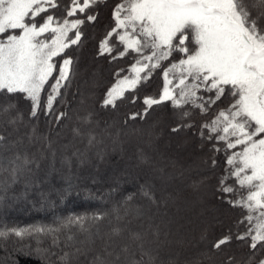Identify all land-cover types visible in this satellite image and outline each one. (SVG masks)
Here are the masks:
<instances>
[{
  "label": "snow or ice",
  "instance_id": "1",
  "mask_svg": "<svg viewBox=\"0 0 264 264\" xmlns=\"http://www.w3.org/2000/svg\"><path fill=\"white\" fill-rule=\"evenodd\" d=\"M102 3L104 0H0V97H3L0 99V192L31 173L33 166L39 168L40 161L46 158L45 149L54 161L55 141L48 132H39L31 121L38 120L43 113L51 117L50 132L54 131L53 123L56 127H67L62 121L71 119L68 111L54 107L57 97L64 95L62 82L70 83L75 75L71 69L74 60L65 49L82 42L81 26L98 20L96 9ZM62 53V64H55L53 58ZM105 53L112 61L131 56L133 63L128 69L120 68L113 73L115 82L100 102L102 110H115L125 100L136 104L140 98L135 93L157 71L162 77V87L155 94L145 95L142 111L132 113L129 119H144L154 106L168 102L180 121L171 129L175 133L194 126L186 122L191 121L194 111L207 115L222 97L230 99L227 107L200 125L199 135L223 143V149L213 145L215 152L232 150L226 155V175L219 181L220 191L239 197L228 199V203L245 209L247 214L238 224L246 222L248 227L243 235L222 236L213 247L220 249L233 238L245 242L250 239L253 254L247 264H264V258L255 260L257 252H264V0H119L112 11V25L99 42L98 54ZM54 71L58 72L55 76ZM125 72L131 75H124ZM50 77L54 83L42 102L41 92ZM21 95L30 103L27 119L15 99ZM85 104L82 98V107L75 114L77 123L71 128L72 141L63 145L67 150L73 141L83 144V149L75 148L71 157H63L62 163L69 168L72 157L84 164L89 162L90 153L103 161L107 155L103 147L105 137H112L109 130L112 126L105 123L101 128L97 112L83 107ZM22 127L28 131L20 134ZM13 134L15 139L11 138ZM55 135L59 137L61 132ZM112 143H120L118 133ZM35 145L41 147L30 153L29 149ZM137 160L147 164L149 157L138 149ZM212 164L215 166V158ZM140 194L151 203H158L150 184L141 185ZM133 198L134 194H130L124 204L129 205ZM113 212L117 223L110 230L109 242L127 232V243L116 253L109 252L106 243V255H115L116 261L121 254L134 256V245L140 259H132L130 264H155L156 257L145 245L149 233L154 241L159 240V227L149 223L143 231H133L127 224L121 226L123 217L118 208ZM130 212L132 209L125 207L124 215ZM106 215L97 213L91 219L102 220ZM145 215L140 207L134 211L135 219ZM87 219L76 215L59 221L55 227H0V241L11 236L23 239L43 233L50 235L52 244L58 246L63 229L78 225L81 231H88L84 227ZM73 239L72 235L66 237L67 241ZM76 253L82 250L77 248ZM71 255L66 252L60 260L70 264ZM92 264H107L106 258L97 255Z\"/></svg>",
  "mask_w": 264,
  "mask_h": 264
},
{
  "label": "trees",
  "instance_id": "2",
  "mask_svg": "<svg viewBox=\"0 0 264 264\" xmlns=\"http://www.w3.org/2000/svg\"><path fill=\"white\" fill-rule=\"evenodd\" d=\"M118 2L119 0H104V3L96 9L99 13L98 20L81 26L82 42L65 49L68 56L74 60L71 69L74 70L75 75L71 77L70 83L62 82L65 85L61 88L64 95L57 97L54 107L58 111H68L69 117L74 118L76 111L82 107L77 98L84 97L86 104L83 107L93 108L97 112L96 118L100 120L102 126H105V123L115 122L121 127L133 129L132 138H136L137 135V138L141 136L149 138L152 148L151 157L163 153V155L174 158L181 168L188 169L185 175L187 179L192 174L205 177V181H202V187L199 189V197L203 201L202 204L211 205L210 208H202L194 214L188 215L180 209L186 206L185 202L193 198L194 195L189 196L186 193L185 202H177L174 207L165 206L162 210L164 212L159 213L158 220L143 209L147 215L144 217L148 218V225L151 223L158 226L159 230H163L157 221H166V226L169 223L173 230L171 238H175L176 241L186 239L191 243V249H194L193 251L182 250L175 245L169 250L166 248L162 251L152 250V255L156 257L155 264H247L253 254V250L249 248L250 239L245 242L233 238L231 242L220 249L213 247V244L226 234L231 233L234 237L243 235L248 224L246 222L238 224V222L247 213L245 209L233 207L228 203V199H238V196L234 197L220 191L219 181L226 175V155L230 154L232 150H228V153L223 150L215 152L213 145L223 149V143L202 139L199 135L200 125L210 120L219 109L227 107L230 99L222 97L221 101H218L207 115H201L198 110L194 111L191 121H186L193 123L194 126L182 128L175 132L176 136L171 135L175 134L171 129L180 121L168 102L154 106L144 119H129L132 113L142 111L144 107L142 100L145 95L155 94L162 87L163 81L159 71L153 73L150 82L135 93L140 98L136 104H130L125 100L115 110L100 108V102L105 92L115 80L113 73L120 68L128 69L129 64L133 61L131 56L112 61L109 54H98L99 42L112 25V11ZM63 55L62 53L61 56L54 57L53 62L57 65L62 64ZM90 65H95L99 71L94 82L89 85V77L84 71ZM57 74L58 72L54 71L53 75ZM51 83H54V80L50 77L49 83L41 92L42 102L47 99ZM202 94L212 95V93ZM15 99L27 119L30 103L25 101L22 95ZM61 99L64 100V103L59 102ZM80 114L83 112L81 111ZM50 119L51 117L40 113L39 119H34L31 123L37 126L39 132H48L50 138L55 141L53 145L56 150L55 159L53 161L51 153L45 149L46 158L40 161L39 168L33 166L31 173L26 174L7 191L0 192V196L3 197L0 200V227H55L59 221L65 218L81 215L88 217L84 224L88 231H81L78 225L71 226L70 229H63L59 233L60 243L58 246L52 244L50 235L43 233L33 234L31 237L25 236L23 239L11 236L6 241H0V264H63L60 257L66 252L72 254L70 264H92L97 255L104 256L107 264H113V262L114 264H130L132 259H140V253L135 250L134 245L132 246V250L135 251L134 256L131 253L121 254L120 260L116 261L115 255L111 257L106 255V243L108 251L113 253L119 252L120 247L127 243V239L123 240L124 238L112 239L113 243L117 239H121L120 245L116 247L109 242L110 230L117 223L113 209L118 208L121 216L124 215L125 207L132 208L135 205L133 208L136 209L139 201L135 197L129 205H125L124 201L130 194L140 192V186L144 184H150L154 194H156L155 189H158L160 198L183 197L185 194L181 191L185 190L183 186L187 181L175 182L171 185L165 184L164 181L156 178L147 167H143V164H136L128 157L117 159L113 154L107 155L103 161H98L90 153L89 162L84 164H80L76 157H72L69 168L62 163L63 157L65 155L71 157L75 148L83 149V144L73 141L72 147L65 150L63 145L72 141L69 121L68 119L62 121V125H67L64 128L56 127L53 123L51 127L54 128V131L50 132L48 123ZM126 120L127 124H125ZM8 131H11V128H8ZM27 131V128L22 127L20 134ZM55 132H61V135L57 137ZM181 133H185L186 137L177 135ZM205 136H207V132H205ZM15 137L16 134H13L11 138L15 139ZM39 147L41 146L31 147L30 153L36 152ZM164 148H168V150ZM179 148H183L189 153H203L204 159L195 160L190 154H183L184 150H179ZM161 149L163 150L160 151ZM37 155L39 154L37 153ZM213 158L216 160L215 166L212 164ZM171 161L167 158V160L159 161L158 164L162 166L170 164ZM228 183H232V181L229 180ZM69 184H71L70 189ZM97 213H106L107 215L102 220L93 221L91 217ZM176 219L177 224H172L171 221ZM123 222L125 221H120L121 226L124 225ZM196 226L202 229V232L197 235L193 232V228ZM129 229L137 231V228L133 226H129ZM125 233L127 234V232ZM183 234L184 236H182ZM68 235H72L74 239L67 241ZM150 236L149 234L148 237L151 238ZM77 248H80L82 253H76ZM261 258H264V252H257L255 260L258 261Z\"/></svg>",
  "mask_w": 264,
  "mask_h": 264
},
{
  "label": "rangeland",
  "instance_id": "3",
  "mask_svg": "<svg viewBox=\"0 0 264 264\" xmlns=\"http://www.w3.org/2000/svg\"><path fill=\"white\" fill-rule=\"evenodd\" d=\"M45 35H47V34H45ZM69 35L71 36L72 33L70 32ZM132 63H133V61L129 64L128 68L130 67V65ZM98 71L99 70L95 65H90L84 71L86 73V75H88V77H89V79H88L89 85L91 83H93L94 80L96 79ZM124 75H131V74L128 72H125ZM114 82H115V80L112 82V84ZM111 85H110V87H111ZM87 96H88V94H87ZM81 99H82V97L79 96L77 98L78 102H80ZM81 115H83V114H81ZM71 119H72V121H71ZM71 119H68L69 125H70V130L77 123L75 120V116H74V118H71ZM108 124L112 126L109 129L110 132L112 133V137H105V144L103 145L108 156H110V154L111 155L113 154L114 157H116L117 159H120V158L122 159V158L128 157L132 162H134L136 164H140V162L137 160V150L142 149L147 154V156L149 157V162L147 164H143L144 165L143 167H147L156 176V178H158L160 181L162 180L165 182V184L168 183L169 185H171L172 183H175V182L181 183V182L187 181V183H184V186H183L185 190L181 191V192H184V194H185V196H183V197L172 196L171 199L169 197H166L165 199H163V198L159 197L160 196V193L158 192L159 190L155 189V192H156L155 195L157 197L156 200L158 202L156 204H153L149 200L145 199L140 194V192H135L134 197L136 200L139 201V204L137 205V207L144 209L151 216H154L157 218L159 213L164 212L162 210L164 209L165 206H169V207L173 206L174 207V205L177 202H181V201L185 202L186 193H188L189 196L194 195L193 198H190L191 200L189 199V201L185 202V203H187V205L183 206V208L180 209V210H183L184 212H186L188 215H192V214H194V212L199 211L202 208L206 209L207 207H209V208L211 207V205H208V206L203 205L202 204L203 201H202V199H200L201 197H199V193H200L199 189H200V187H202L201 183H202V181H205V177H199V175H197V174H192V175H189V177H188L189 179H187V177L185 175H186V172L188 171V169L181 168V166H179V164L176 163L174 158H172V157L170 158L168 155H163V153H158V154H155L154 157H151L152 148L150 147V140L148 137L141 136V137L137 138L138 137V135H137L136 138H132L131 134L134 133L133 129L121 127V126L115 124V122H111ZM103 127L104 126H102V124H101V128H103ZM67 130H68V128H67ZM97 131H100V130L97 129ZM117 133L119 134L120 143L117 145H113L112 138L116 137ZM171 135L176 136V133L171 134ZM177 135H182V136L184 135L185 136L186 134L181 133V134H177ZM187 140H190V139L188 138ZM175 144H178V143H175ZM162 145L163 144H161V146ZM114 147L116 149L115 151H113ZM164 149L168 150V148H164ZM180 149L182 151L184 150L183 148H179V150ZM162 150L163 149H161L160 151H162ZM155 153H157V152H155ZM183 154H186V155L190 154V156H193V158H195V160H199V161L204 159L203 153L195 152V154H194L193 152L189 153V152H186L184 150ZM107 155L105 156V159L107 158ZM92 156L94 158H96L94 154H92ZM167 158L172 160L170 164H166V165H162V166L160 164H158L159 161H164L165 159L167 160ZM134 206H132V208H131L132 212H130L129 215H127V216L122 215V217H123L122 221H125L123 223H124V225L127 224L128 228H129V226H133V227L137 228L136 230L138 231V230H141V229L146 228L148 226V223H147L148 218L143 217L140 219H135L134 218L135 209L133 208ZM177 219L171 221V223L177 224V222H178ZM157 220H158V218H157ZM128 221H131V223H128ZM157 223L159 226L163 227V230L160 229V237H159L158 241H154L152 236H150L151 238H149V237L147 238L149 242L146 243L145 246L147 247L148 250H150V251L161 250L162 251L165 248L169 250L171 247H173L175 245H177L176 247L181 248L182 250H188V249L192 250V251L194 250V249H191V247H190L191 243L187 242L186 239H178L176 241L175 238H171L173 230H172L171 225L169 223L167 226H166L167 222L166 221L163 222V220H159V221H157ZM193 232L197 235V234L202 232V229L199 228L198 226H196L195 228H193ZM126 236H127V234L125 233L124 236L120 237V238L121 239L124 238L123 240H126V238H125ZM182 236H184V234ZM113 239H115V238H113ZM121 239H117L114 243L112 240V242H110V243L112 246H115V247L119 246L120 245L119 242H121Z\"/></svg>",
  "mask_w": 264,
  "mask_h": 264
}]
</instances>
